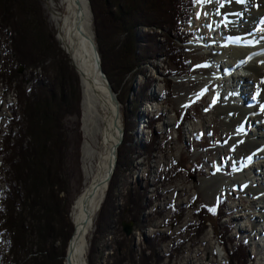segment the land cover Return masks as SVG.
Returning <instances> with one entry per match:
<instances>
[{
    "label": "rangeland",
    "instance_id": "rangeland-1",
    "mask_svg": "<svg viewBox=\"0 0 264 264\" xmlns=\"http://www.w3.org/2000/svg\"><path fill=\"white\" fill-rule=\"evenodd\" d=\"M89 1L93 14V32L97 43L98 33L104 34L105 37L108 33L103 31L101 23L96 22L93 7L99 12L101 4L105 2L94 0V6L91 0ZM216 1H193L194 7L185 24L187 32L194 33L193 38L188 39V44L183 47L184 61L182 63L188 66L187 69L181 68L182 63L181 66L175 65L168 58L166 48L162 45L164 39L159 37L163 35L160 31L140 28L137 32V49L140 59L138 69L127 75H123L122 72L112 75L114 83L111 84L118 95L125 135L118 151L119 158L115 173L88 235L87 264H89L88 258L94 238L97 249L94 256L95 264H115L119 255L125 253V249L119 252L121 243L129 245L134 258L133 263L129 260L125 264H140L145 258L148 259V264H185L186 255L191 256L192 259L187 264H227L230 259L228 253L233 249L231 242L234 239L239 242L245 240L247 243L250 252L247 264H259L260 257L264 256L262 250L264 233L261 234L264 227L262 204L254 210L256 216L251 222L240 218L242 214L247 217L250 213L241 205L254 209V203L260 201V197L264 198V188L259 190L257 195L247 194L245 189L240 188L242 185H239L244 181H238L237 185H228L214 194L212 185L207 186V182L211 183L219 175L233 176L237 161L230 152H234L237 146L244 143L240 140L232 146V149L230 146L232 141H225V127L213 113L218 108L216 107L218 101L215 104L218 97L217 89L222 92L224 86L216 88V85L214 90L206 86V79L209 78L211 81L213 78L214 73L209 69L216 64L213 47L217 46L218 41L216 37L211 40L209 36L211 32L216 33V30L212 31L213 21L210 22L209 18L210 13L213 12L206 9L205 2L213 4ZM39 2L48 31L53 35L63 53L69 74L73 75L75 84L79 82L80 85V76L67 57L70 61L72 59L60 46L56 32L54 33V27L48 15L47 0H39ZM203 18L209 20L203 21ZM255 20L252 17V23L255 24ZM11 31V27L5 29L0 27V149L3 147L12 117L17 118L21 114L19 85L28 91L44 73V69L52 71L56 68L52 62L53 59L47 58L45 62L28 69L24 68L23 71H21L23 67H20L21 76L11 78L12 71L18 67L12 48L10 46L8 50L4 48L7 44L6 34ZM220 33L224 32L219 31L215 36H219ZM124 38L123 34L109 35L103 43L104 51L108 52L112 47L119 46ZM114 52L121 57L124 55V52L122 53L116 47ZM224 59L225 57H221L219 61L223 63ZM106 61L108 69L112 68L113 65L107 59ZM194 81L198 83L190 88ZM251 81L254 83V80ZM5 83L11 90L14 106H8ZM82 99L81 89V118L83 117ZM248 117L249 115L246 119L250 120ZM64 123L69 142L64 175L67 191L60 197L63 199V206L67 212V222L73 225L71 213L75 200L86 188L89 178L83 170L82 147L85 137L81 119L71 117ZM255 128L260 130L263 125L255 126ZM192 129L195 132H193L194 136ZM153 136L156 139L152 147L149 145ZM119 161L121 167H119ZM3 163L4 160L0 154V194L5 190V177L1 175V170L2 167L5 170L8 169V166H3ZM113 178H116L118 183L117 189L112 194L115 212L109 221L108 231L103 235H97L96 223L103 205L111 195ZM140 197L144 198L142 205L144 209L141 210V223H136L134 219L139 212L133 211L134 205H129V201H137ZM201 205L209 207L217 205L222 208L219 215L223 217L221 222L217 221L213 215L205 216L208 224L203 223V219L197 220L199 216L193 212L199 210ZM131 223H133L132 233L126 236L123 225ZM246 224L251 229L250 232H246ZM228 227L231 232L229 231L227 236ZM67 229L64 233L68 232ZM256 229L257 232H254ZM3 234L0 230V264H12L13 255L10 254L8 257L7 250L9 236L5 239ZM72 234L71 236L66 234L64 239H59L55 244L59 253L65 250V254L60 256L61 260L64 256L66 257ZM250 236L253 242L260 245L261 250L256 247V244L255 247L258 250H254ZM208 237H212L210 242ZM211 242L213 248H210ZM64 246L65 249H63ZM212 249L213 253L210 257L204 258V255L210 253ZM200 250L205 252L197 255ZM23 255L26 256L24 253Z\"/></svg>",
    "mask_w": 264,
    "mask_h": 264
},
{
    "label": "trees",
    "instance_id": "trees-1",
    "mask_svg": "<svg viewBox=\"0 0 264 264\" xmlns=\"http://www.w3.org/2000/svg\"><path fill=\"white\" fill-rule=\"evenodd\" d=\"M193 1L103 0L105 4H101L99 12L93 7L96 22L102 24L108 36L118 33L125 37L119 46H115L124 52L121 57L114 54L115 47L104 51L103 43L108 36L102 34V37L99 33L97 36L103 70L111 83H114L112 75L121 72L127 75L138 69L137 32L140 28L160 31L163 35L159 37L164 39L162 45L166 48L168 58L175 65L182 63L183 47L189 42L188 36L192 35L187 32L185 24L194 7ZM91 2L94 5V0ZM0 27L12 29L6 34L7 44L4 47L6 50L9 46L12 48L18 64L11 78L21 76L20 67L28 69L45 62L47 58L53 59L56 66L52 71L44 69V73L28 91L21 85L18 87L21 114L17 118L12 117L0 149L3 166H8L7 170L3 167L1 170V175L5 177V190L0 194V230L5 239L9 236L7 250L8 257L13 255L12 264H63L65 256L63 262L60 256L65 254V250L59 253L55 244L59 239H64L66 234L71 236L74 229V224L67 222V212L60 197L67 191L64 175L69 142L64 122L71 117L81 119L80 85L79 82L75 84L73 75L69 74L63 53L48 31L39 0H0ZM106 59L113 65L112 68L108 69ZM181 68L187 69L188 66L183 64ZM155 139L153 136L149 146L153 147ZM113 179L111 198L108 197L103 205L96 223L97 235L108 231L109 221L115 212L112 194L118 183L116 178ZM143 199L140 197L137 201H129V205H134L133 211L139 212L134 219L136 223H141ZM221 209L217 205H201L193 213L199 216L197 220L203 219V223L208 224L205 216L213 215L221 222ZM228 228L227 236L231 232ZM65 229L68 232L64 233ZM231 243L233 249L228 253L230 259L227 264H247L250 257L247 244ZM124 249L125 253L119 255L115 264H125L129 260L133 263L129 245L121 243L119 252ZM96 252L94 238L89 264H95ZM23 253L26 256H22ZM147 261L145 258L140 264H148Z\"/></svg>",
    "mask_w": 264,
    "mask_h": 264
},
{
    "label": "bare ground",
    "instance_id": "bare-ground-1",
    "mask_svg": "<svg viewBox=\"0 0 264 264\" xmlns=\"http://www.w3.org/2000/svg\"><path fill=\"white\" fill-rule=\"evenodd\" d=\"M205 7L208 11L213 12L210 13V20L208 18L207 20L213 21L212 31L216 30L214 35L219 31L224 33H220L217 37L227 34L225 35L227 42H223L225 39L218 40L217 46L214 45L213 47L216 64L212 65L209 71L214 74L211 81L209 78L206 79V86L210 90H214L216 85L217 88L221 85L224 86L222 92L217 89L219 99L216 107L218 108L213 113L225 127V141H232L231 148L236 142L244 141L242 145L236 147L234 152H230L233 153L234 160L237 161L236 172L233 176L219 175L212 182L210 181L211 183L207 182V186L212 185L215 194L228 185L235 186L238 181H244L239 185L245 187V193L257 195L259 190L264 188V0H217L213 4L205 2ZM47 8L57 40L60 46L64 48L65 53L70 55L72 61L69 57L67 58L72 63L73 68L75 66L80 81L82 80L83 117L81 122L85 137L82 147V161L84 163L83 170L86 177L89 178V183L75 200L71 213L75 237L72 243L73 252L70 256V263L87 264L88 235H90L95 215L112 180L108 181L109 169L115 163V157L119 158L120 147L117 149L116 147L120 139L119 131L120 129L124 130L122 112L119 108L120 116L117 122L119 129H117L115 126L117 107L111 101L107 84L96 70L93 51L88 40L89 37L95 38L90 1L47 0ZM214 12L216 13L214 14ZM252 17L256 19L255 24L252 23ZM203 19V21L206 20ZM216 27L217 29H215ZM222 46L224 47L220 48ZM221 57H225L223 63L219 61ZM226 64H231L230 68L233 69L234 73L232 76L237 74L232 83L228 82L227 79H221V76L224 77L221 69H224ZM242 70L247 74H243ZM251 80H254V83ZM236 81L238 83L241 81L243 85L240 95L245 101L244 106L227 105V99L224 98L227 96L228 89L229 92L238 90L239 84ZM250 81L253 83L252 85ZM197 83L198 81H194L190 88H193L194 84ZM235 87L237 88L233 90ZM249 94L251 98H256L255 103H248L250 101L247 100L250 97ZM115 95L119 100L118 95L116 93ZM232 100H235V97H232ZM232 100L230 99V101ZM230 115H233L231 119ZM248 115L250 120L246 119ZM258 124H262L263 128L260 130L255 128V126H260ZM193 132L194 129H192ZM259 199L260 201L254 203V209L245 208V205H241L246 211H250L247 217L244 214L241 215L242 220L248 219L251 222L256 216L254 210L260 204H262L261 212L262 218H264V198L260 197ZM86 212L91 214L92 220H89L87 226L84 227ZM234 221L236 222V220ZM245 227L246 232H250L251 229L247 224ZM254 232H257V229ZM263 233L264 227L261 234ZM211 240L212 237H208V242ZM250 241L254 247L256 244V247L261 250L260 245L253 242L251 236ZM210 246L213 248L212 242ZM256 247L254 250H258ZM262 250L264 251V246ZM202 252L205 251L200 250L197 255ZM212 253L213 249L210 253H206L204 258L207 256L209 258ZM191 260L189 255L184 257L185 264ZM64 264H68L66 259H64ZM259 264H264V256L260 257Z\"/></svg>",
    "mask_w": 264,
    "mask_h": 264
},
{
    "label": "water",
    "instance_id": "water-1",
    "mask_svg": "<svg viewBox=\"0 0 264 264\" xmlns=\"http://www.w3.org/2000/svg\"><path fill=\"white\" fill-rule=\"evenodd\" d=\"M95 39V38H94ZM93 38H91V37H89L88 38V40L90 41V46H91V49H92V51H93V57H94V62H95V67H96V70L99 72V76L102 78V80L107 84V86H108V90H109V93H110V98H111V101L113 102V103H115V105H116V107H117V112H118V110H119V108H120V103H119V100H117V98H116V95H115V92H114V90H113V87H112V84H111V82L109 81V78H108V76H107V74L105 73V71L103 70V66H102V60H101V57H100V53H99V50H98V46H97V44H96V42H95V40H94ZM24 70V68H22V70L21 71H23ZM77 72V71H76ZM82 81V80H81ZM80 86H81V89H82V85H81V83H80ZM82 95H83V91H82ZM83 100V99H82ZM119 116H120V113L118 112L117 114H116V116H115V118H116V120H115V126L117 127V122H118V118H119ZM115 127V128H116ZM117 129H119L118 127H117ZM120 139H119V141H118V143H117V147H116V149L118 148V147H120L121 145H122V143H123V141H124V134H125V132H124V130L123 129H120ZM117 160H118V157L116 156L115 157V163H113L112 165H111V167H110V169H109V178H108V181H110L111 179H112V177H113V175H114V173H115V170H116V167H117ZM99 209H100V207H99ZM89 220L91 221L92 220V218H91V214L89 213V212H86V218H85V220H84V222H83V226L85 227V226H87V224L89 223ZM123 227H124V231H125V233H126V236H130L131 235V233H132V229H133V223H131V224H124L123 225ZM74 237H75V230H74V232H73V234H72V237H71V239H70V242H69V245H68V250H67V254H66V261L68 262V264H71L70 263V256H71V254H72V252H73V239H74Z\"/></svg>",
    "mask_w": 264,
    "mask_h": 264
},
{
    "label": "built area",
    "instance_id": "built-area-1",
    "mask_svg": "<svg viewBox=\"0 0 264 264\" xmlns=\"http://www.w3.org/2000/svg\"><path fill=\"white\" fill-rule=\"evenodd\" d=\"M36 74H39V73H36ZM3 83V82H2ZM1 83V85H3ZM5 86H6V88H5V92H6V96H7V101H8V106H14V104H13V101L11 100V90L9 89V87H8V85H6V83H5ZM1 88V87H0Z\"/></svg>",
    "mask_w": 264,
    "mask_h": 264
}]
</instances>
